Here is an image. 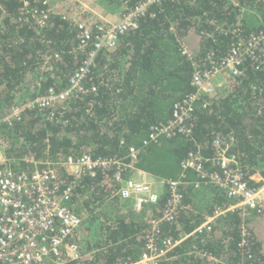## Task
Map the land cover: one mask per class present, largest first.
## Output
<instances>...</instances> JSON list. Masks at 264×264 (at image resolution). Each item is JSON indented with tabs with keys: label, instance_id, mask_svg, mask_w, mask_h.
I'll list each match as a JSON object with an SVG mask.
<instances>
[{
	"label": "trees",
	"instance_id": "obj_1",
	"mask_svg": "<svg viewBox=\"0 0 264 264\" xmlns=\"http://www.w3.org/2000/svg\"><path fill=\"white\" fill-rule=\"evenodd\" d=\"M30 1L45 8L42 0ZM109 1H100L102 8L112 14L120 11L121 18L145 0ZM22 11L19 0L0 1V146L8 159L25 167L29 157L38 162L85 154L121 159L135 146L140 147L135 163L139 170L165 180L186 175V181H196L197 174L184 172L182 163L194 154L213 158L214 140L224 137L233 139L230 154L238 158L249 186L264 185V68L250 60L245 76L231 78L227 89L194 103L186 123L191 133L177 132L142 147L150 129L168 125L175 106L196 93L192 81L198 69L218 65L240 35L264 28V0H164L139 21L137 30L122 36L116 49L99 54L85 82L87 93L46 110L27 108L20 121H8L15 107L67 89L89 51L78 49L76 20L81 18L71 8L67 14L56 10L45 28L25 21ZM6 166L0 163V171ZM111 177L102 172L84 176L74 190L68 205L85 218L77 241L92 257L73 264L140 260L150 221L163 215L167 186L159 204L138 213L132 202L116 197ZM202 190L201 205L193 198L198 190L182 187L184 200L175 219L162 223L160 242L192 234L228 201L213 186ZM243 224L250 233L245 246ZM160 264H264V211L245 221L238 213L228 214L212 230L182 241Z\"/></svg>",
	"mask_w": 264,
	"mask_h": 264
},
{
	"label": "built area",
	"instance_id": "obj_2",
	"mask_svg": "<svg viewBox=\"0 0 264 264\" xmlns=\"http://www.w3.org/2000/svg\"><path fill=\"white\" fill-rule=\"evenodd\" d=\"M19 1L23 4V19L35 22L40 28L48 25L51 15L56 11L54 4L57 0H42L41 4L45 8L32 5L30 0ZM163 1L145 0L126 9L116 22L104 19L94 26L87 22H76L79 32L78 49L89 51L83 65L70 78L67 89L62 92L51 91L45 97L15 107L6 120L20 121L27 108L46 110L59 102L64 103L79 94L87 93L89 89L85 82L99 54L104 50L116 49L122 36L137 30L139 21L149 14L153 6ZM84 7L83 5L82 8ZM63 16L67 19L68 15ZM247 60L258 69L264 68V28L253 31L248 36L240 35L218 65L213 62V66L208 70L198 69L192 81L196 93L183 104L175 106L173 119L168 125L153 126L142 147L157 142L163 136L169 137L177 132L184 135L191 133V128L186 123L193 116L194 103L204 95L227 89L231 78L245 76L244 65ZM232 140L217 137L213 142V158L194 154L182 163L184 172L192 170L197 174L196 181H186V175H182V179L178 180L153 181L129 177L130 174L135 176L143 172L135 166L140 152V147L135 146L129 149L128 157L121 159L95 158L85 154L63 161L38 162L29 157L25 158L26 167L20 160H11L0 154L2 163L9 165L0 171V264H73L86 259L77 241L85 218L73 211L68 204L79 180L84 176L96 177L99 172L105 175L112 173L110 179L117 187L116 197L121 201L132 202L138 213L143 212L146 205L161 202L156 192L158 185H161L159 188L168 187V203L161 219L155 217L150 221L152 230L146 235L147 247L140 260L120 264H160L168 260L182 241L191 235L212 230L213 226L228 214L238 213L245 221L256 212H263L264 185L258 189L249 186L238 158L230 154ZM60 172H64V175ZM187 185L193 190L213 186L223 193L228 201L216 208L211 215H207L192 234L182 240L167 239L160 242L162 223L175 219L184 200L182 187ZM241 231V246H245L250 233L244 224Z\"/></svg>",
	"mask_w": 264,
	"mask_h": 264
},
{
	"label": "rangeland",
	"instance_id": "obj_3",
	"mask_svg": "<svg viewBox=\"0 0 264 264\" xmlns=\"http://www.w3.org/2000/svg\"><path fill=\"white\" fill-rule=\"evenodd\" d=\"M100 1L102 2L106 1L107 3L110 2L109 0H57L54 4V7H55V10L59 9L64 14H67L69 8L71 9L73 8V11L77 13L79 18H81L79 20H76L77 22H87L88 24H92V25L96 24L94 21H101L104 19H111L113 21H117L120 19L119 18V16L121 15L120 11L119 12L115 11L114 7H111L113 9L111 8L110 9L114 10L112 11L114 14H112L109 12V10L103 9L104 7L100 3ZM83 5L85 6L84 7L85 9L82 8ZM110 5L111 4H109V7ZM0 154H4L1 148H0ZM0 162H3L1 161V155H0ZM202 189H199L198 190L199 192H193V198L195 199V203L198 202V200H201L200 202L201 205L205 203V199L204 200L201 199L203 198V196H201L203 192ZM157 191L163 194L164 188H158Z\"/></svg>",
	"mask_w": 264,
	"mask_h": 264
},
{
	"label": "crops",
	"instance_id": "obj_4",
	"mask_svg": "<svg viewBox=\"0 0 264 264\" xmlns=\"http://www.w3.org/2000/svg\"><path fill=\"white\" fill-rule=\"evenodd\" d=\"M91 11H93V10H91ZM109 21H110V22H116V21H113V20H111V19H109ZM117 21H118V20H117ZM152 144H154V143H152ZM129 176H130V177H135L136 179L145 180V181L161 180V178H157V177H155V176H152V175H150V174H148V173H144V172L137 173V174H135V176L130 174ZM255 178L260 179V176H259V175H256ZM159 187H161V185H158V188H159ZM164 193H165V189H164L163 194H164ZM143 211H144V210H143ZM80 234H81V233H80ZM80 234H79L78 237H80ZM86 255L91 256L90 254H86ZM91 257H92V256H91Z\"/></svg>",
	"mask_w": 264,
	"mask_h": 264
},
{
	"label": "bare ground",
	"instance_id": "obj_5",
	"mask_svg": "<svg viewBox=\"0 0 264 264\" xmlns=\"http://www.w3.org/2000/svg\"><path fill=\"white\" fill-rule=\"evenodd\" d=\"M159 140H160V139H159ZM159 140H158V141H159ZM158 141H157V142H158ZM155 143H156V142H155ZM0 148H1V146H0ZM1 150H2V148H1ZM0 163H2V162H0ZM128 175H129V174H128ZM129 177H130V176H129ZM164 189H165V188H164ZM156 192H157V193L159 194V196L161 197L162 194L159 193L157 190H156ZM155 205H156V204H155ZM146 206H147V205H146ZM146 206H145V207H146ZM136 212H137V211H136ZM146 247H147V243H146Z\"/></svg>",
	"mask_w": 264,
	"mask_h": 264
}]
</instances>
